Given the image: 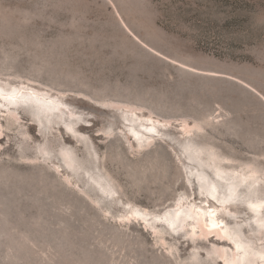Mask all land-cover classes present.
Here are the masks:
<instances>
[{"label": "rangeland", "instance_id": "1", "mask_svg": "<svg viewBox=\"0 0 264 264\" xmlns=\"http://www.w3.org/2000/svg\"><path fill=\"white\" fill-rule=\"evenodd\" d=\"M0 81L61 97L82 142L30 108L0 116V264H219L199 229L195 250L117 217L126 203L161 213L205 198L183 152L189 133L218 163L264 176V0H0ZM131 114L166 134L139 148ZM63 148L117 200L100 198L84 168L62 171ZM237 210L225 221L242 238L245 221L264 250Z\"/></svg>", "mask_w": 264, "mask_h": 264}, {"label": "bare ground", "instance_id": "2", "mask_svg": "<svg viewBox=\"0 0 264 264\" xmlns=\"http://www.w3.org/2000/svg\"><path fill=\"white\" fill-rule=\"evenodd\" d=\"M25 108H30L37 119L40 117L49 121L56 120V126L63 130L70 140L81 145L82 142L77 137L78 130H76L78 123L73 118L74 114L70 106L61 97L25 84L0 81V116L6 120L10 113L19 110L24 111ZM125 121L128 123L126 125L128 128L127 135L139 148L151 145L150 142L162 133L157 126L159 122L152 118H141L131 114L125 118ZM163 127L167 128L168 126L166 127L165 124ZM154 132L158 136L153 135ZM165 134L166 132L162 133V135ZM189 134H187L183 145V152H186L196 164L200 165L191 164V173H194V182L197 177L200 179L197 187L198 190L202 191L205 198L203 197L200 202L196 203V199L189 200L186 198L185 200V198L180 197L171 207L161 213H152L147 209L126 203L127 215H121L117 218L126 223L133 220L137 221L143 229L152 234L162 227L179 238H185L188 244L193 243L195 250L198 241L196 238L199 234L196 230L199 229L202 237L215 238L218 247L222 249V254L218 257L219 264H264V250L258 248L247 238V231L242 227L245 221L237 219L238 221L235 223L244 238L234 229V226L225 221L227 215H231L232 211L244 208L250 219L254 221L257 231L264 232V176L259 175L258 170L252 169L254 166L252 168L249 166L251 170L247 166L248 172H240L241 170L225 167L216 161V158L218 160L216 154L201 146ZM1 141L0 138V144ZM63 151L65 157L58 158L63 163L61 164V167H64L62 171L72 174L73 168L76 166L80 167L79 169L84 168L85 177L87 176L88 182L92 183L98 190L100 198H106L110 202L117 200L113 187L104 179L103 175L98 172H91L84 167L83 162L71 149L63 148ZM188 159L191 160V158ZM230 163L228 162V164ZM119 220L117 221L120 222ZM227 246L231 253L225 251Z\"/></svg>", "mask_w": 264, "mask_h": 264}]
</instances>
